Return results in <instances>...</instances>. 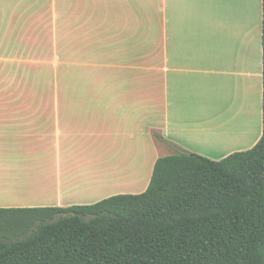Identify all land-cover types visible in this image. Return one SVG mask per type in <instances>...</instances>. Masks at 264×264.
<instances>
[{"label": "crops", "instance_id": "obj_1", "mask_svg": "<svg viewBox=\"0 0 264 264\" xmlns=\"http://www.w3.org/2000/svg\"><path fill=\"white\" fill-rule=\"evenodd\" d=\"M66 1L47 15L0 0V43L71 65L57 103L0 104V208L141 194L160 158L220 161L259 142L263 0Z\"/></svg>", "mask_w": 264, "mask_h": 264}, {"label": "trees", "instance_id": "obj_2", "mask_svg": "<svg viewBox=\"0 0 264 264\" xmlns=\"http://www.w3.org/2000/svg\"><path fill=\"white\" fill-rule=\"evenodd\" d=\"M0 264H264V91L248 151L160 158L141 194L0 208Z\"/></svg>", "mask_w": 264, "mask_h": 264}, {"label": "rangeland", "instance_id": "obj_3", "mask_svg": "<svg viewBox=\"0 0 264 264\" xmlns=\"http://www.w3.org/2000/svg\"><path fill=\"white\" fill-rule=\"evenodd\" d=\"M32 1L38 4L41 14L51 15L56 8L62 7V0H58L57 7L52 0ZM65 3L63 8L72 10V1ZM224 7L225 0H220V8ZM6 44L0 43V104L57 103L58 74L71 71V65L36 62L42 50L43 54H48V48L7 47Z\"/></svg>", "mask_w": 264, "mask_h": 264}]
</instances>
